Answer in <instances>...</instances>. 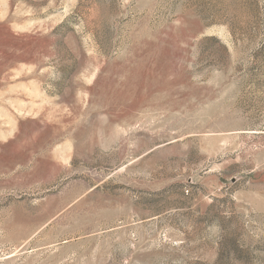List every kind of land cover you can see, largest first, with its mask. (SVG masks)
<instances>
[{
    "label": "rangeland",
    "instance_id": "374dc122",
    "mask_svg": "<svg viewBox=\"0 0 264 264\" xmlns=\"http://www.w3.org/2000/svg\"><path fill=\"white\" fill-rule=\"evenodd\" d=\"M0 264H264V0H0Z\"/></svg>",
    "mask_w": 264,
    "mask_h": 264
}]
</instances>
